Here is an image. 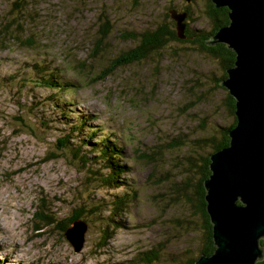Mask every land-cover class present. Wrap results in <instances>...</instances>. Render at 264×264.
<instances>
[{
  "label": "rangeland",
  "instance_id": "obj_1",
  "mask_svg": "<svg viewBox=\"0 0 264 264\" xmlns=\"http://www.w3.org/2000/svg\"><path fill=\"white\" fill-rule=\"evenodd\" d=\"M186 4L0 0V31L13 19L19 23L0 32V260L147 264L142 259L148 253L157 257L152 264H188L198 254L204 237L202 219L187 199L197 184V170L190 169L189 160L199 166L212 151L201 147L200 140L216 138L232 122L226 90L217 86L220 63L191 42H169L146 60L118 66L105 79L94 80L134 49L141 35L154 32L165 13ZM207 4L196 0L192 6L191 26L196 30L212 26ZM107 22L111 33L91 58ZM17 35L21 40L13 39ZM30 39L35 43L31 47L26 44ZM42 67L73 86L57 93L40 85L36 69ZM52 96L64 103V115ZM82 117H89L88 127L73 134L72 126ZM87 130L95 131L98 139L84 151L104 138L109 145H122L120 162L127 171L119 180L128 185L100 187L91 170L102 172L101 164L82 170L73 150L86 139ZM68 136L69 148L59 151L58 140ZM51 154L58 157L47 161ZM131 189L135 197L127 212L113 217L122 227L100 250L102 215L96 214V202L107 216L110 201ZM43 205L59 222L76 211L90 218L81 251H75L55 223L47 226L37 220Z\"/></svg>",
  "mask_w": 264,
  "mask_h": 264
},
{
  "label": "water",
  "instance_id": "obj_2",
  "mask_svg": "<svg viewBox=\"0 0 264 264\" xmlns=\"http://www.w3.org/2000/svg\"><path fill=\"white\" fill-rule=\"evenodd\" d=\"M213 3L229 10V24L207 44H224L235 53L220 86L235 99L237 123L228 132L229 145L209 156L203 186L215 251L195 264H257L264 261V0ZM169 12L184 39L187 14ZM87 228L76 220L64 233L76 252L84 247Z\"/></svg>",
  "mask_w": 264,
  "mask_h": 264
},
{
  "label": "trees",
  "instance_id": "obj_3",
  "mask_svg": "<svg viewBox=\"0 0 264 264\" xmlns=\"http://www.w3.org/2000/svg\"><path fill=\"white\" fill-rule=\"evenodd\" d=\"M186 1V0H185ZM187 2V1H186ZM192 1L187 2L186 5L182 6V8L179 10H176L178 13H186L187 17L184 20L185 24L189 22L191 24V19L193 16V8H192ZM15 6H19L18 4H15ZM207 18L211 22V25L214 27L213 31L209 33L208 36L210 38L213 36V34H216L217 31L229 24V17L228 13L229 10L228 8H217L215 7L213 0H208L207 4ZM17 10H20L21 8L16 7ZM173 10V9H171ZM19 20V19H18ZM19 24L16 20H12L11 23L5 26L4 30H1L0 32L2 34H5L6 32L9 31L11 26L13 24ZM22 24H20L18 27L20 28ZM174 25L175 30L171 28V26ZM176 25L177 23L172 19L170 12H167L164 14V22L158 26L157 29L154 30V32H146L143 35L140 36L142 39H137L138 40V45L132 49L131 51H126V54H122L118 60L115 61L114 65L111 66L110 68L106 69L101 75L96 77L94 80L95 82H98L102 79H105L108 75H110L115 68L121 67V66H128L131 65L135 62L146 60L148 56L156 52L162 48L165 47V45L169 42H189V41H182V39H179L177 37V31H176ZM23 26V25H22ZM110 25L109 22L106 24H103V29L99 33V37L95 43L94 50L92 51L91 58L97 56L103 48L104 41L105 39L108 38L110 35ZM194 33V34H193ZM191 32L192 35H196L197 33L199 35H203L204 30H198ZM190 35V34H189ZM187 35H185L186 37ZM204 36V35H203ZM136 37H133L135 39ZM209 38V39H210ZM13 39L16 40H21L20 36L17 35L13 37ZM26 44H29L30 47L33 46L35 43L33 42L32 39H30ZM199 50L203 53H206L216 59L222 68V76L219 80H217V86H220V81L224 80L227 78V69L232 67L235 62V53L228 49L226 45L224 44H217L214 47L212 46H204V39L201 40V43L199 42L198 44ZM86 62H81L82 65H85ZM39 71L38 73V79L40 82V85L44 87H49L52 89H55L57 93L59 92H64L70 89L71 84L65 83L59 79L58 75L53 74V72L48 71L45 68H40L36 69ZM223 88V87H221ZM225 89V88H224ZM226 90V89H225ZM226 97H227V103H226V108L230 114V117L232 118V122L229 126L225 128H221V131L219 135L216 138H209V139H202L200 140V146H207L209 147L212 151L209 152L208 156L206 158L202 157L200 160V165L198 166V163H195L192 159L189 160L190 164V169H195L197 171V184L194 187L193 194H191V197H188V201L192 207H195V209L198 211L197 213L200 215L202 219V231H203V244L201 249L199 250L198 254L195 255L194 258H192L188 264H195V262L199 259L200 256L202 255H211L215 251V246L213 242V235H212V225L210 223L209 216L206 212V202L204 200V195H205V189L203 186L204 180L210 175V170H209V156L212 153H215L216 151L227 147L230 142V138L228 136V132L230 129H232L236 123L237 119L235 116V99L230 96L228 91L226 90ZM52 102L54 105H56L60 111L61 114L64 115L66 112L64 108V103L60 105L57 100H54L55 97H51ZM66 119V117H63ZM78 125L75 124L72 126V133L73 134H80L81 132H84L85 129L88 127V120L89 117H82L78 118ZM83 125V128L80 126ZM86 134V139L83 140L82 144L80 146L75 147L73 150V154L75 157L78 158V162L81 163L82 170L83 171H90V168L87 169L88 166L91 164H101V171L99 170H91L92 175L95 176L94 179H96V182L98 185L104 189H117L119 187H123L124 185H128L124 183L122 180H119L121 177V174L125 173L127 168L123 166L120 162L122 160V153H123V148L122 145L116 146L115 144L109 145L108 138H104L96 142L93 147L89 149V151H84V147L87 145H90L91 140L93 139H98L97 138V133L95 131H90L87 130ZM71 136L60 138L57 142V149L59 151H65L66 149L69 148V145L71 144ZM51 157V158H50ZM58 157L55 154H51L50 156H47V161L50 159ZM151 157V156H150ZM99 160H96L98 159ZM95 160V162H93ZM103 171H107L108 173H105ZM133 191L131 189L130 192L125 193L124 195L114 197L112 201L106 206V208H109V214L107 216H104L103 210L100 212L98 209L101 207V204H98L96 202V214L102 215L99 225H100V238L98 241V247L99 249H105L109 245V240L113 239V237L116 234V231L119 230L122 227V224L120 222L115 221L113 218L114 216H119L120 213H125L127 212V209L129 208V205L132 203V197L133 196ZM130 197V199H129ZM40 211H37L35 216L37 220L47 226H51L52 224L55 223L56 227L60 229L63 233L67 230V228L76 220H81L84 221L85 223L88 224L90 222V218L87 219V216L85 212L82 211H76L73 213L69 218H67L64 221H57L55 220L51 215L48 214V211H46V206L40 207ZM105 208V210H106ZM89 214L92 215V210H89ZM60 224V225H58ZM264 244V240L262 241ZM154 255H148L146 253L144 259L142 261H145L147 264H152L153 259H157V257H152ZM0 264H6L4 261L0 260ZM257 264H264L263 262H259Z\"/></svg>",
  "mask_w": 264,
  "mask_h": 264
},
{
  "label": "flooded vegetation",
  "instance_id": "obj_4",
  "mask_svg": "<svg viewBox=\"0 0 264 264\" xmlns=\"http://www.w3.org/2000/svg\"><path fill=\"white\" fill-rule=\"evenodd\" d=\"M195 1L196 0H192V3H193L192 5H194ZM217 8H225V7H217ZM213 28L214 27L211 26V28L209 30L208 29L204 30V33H203L204 36L203 35H199L198 33L196 35H192L191 32L193 33L194 31H198V30L194 29V27L191 26V24L189 22H187L186 28H185V35H187V36L184 39H182V41H189V42L195 44L196 46H198L199 42L201 43V40L204 39V46H209L207 44V41L209 40L210 36H208V35H209V33H211L213 31ZM193 29H194V31H193ZM214 46H212V47H214Z\"/></svg>",
  "mask_w": 264,
  "mask_h": 264
},
{
  "label": "bare ground",
  "instance_id": "obj_5",
  "mask_svg": "<svg viewBox=\"0 0 264 264\" xmlns=\"http://www.w3.org/2000/svg\"><path fill=\"white\" fill-rule=\"evenodd\" d=\"M114 119V118H113Z\"/></svg>",
  "mask_w": 264,
  "mask_h": 264
}]
</instances>
